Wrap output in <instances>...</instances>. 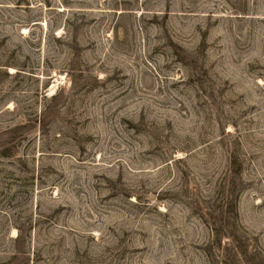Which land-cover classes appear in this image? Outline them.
I'll list each match as a JSON object with an SVG mask.
<instances>
[{
	"label": "rangeland",
	"instance_id": "obj_1",
	"mask_svg": "<svg viewBox=\"0 0 264 264\" xmlns=\"http://www.w3.org/2000/svg\"><path fill=\"white\" fill-rule=\"evenodd\" d=\"M0 264H264V0H0Z\"/></svg>",
	"mask_w": 264,
	"mask_h": 264
},
{
	"label": "bare ground",
	"instance_id": "obj_2",
	"mask_svg": "<svg viewBox=\"0 0 264 264\" xmlns=\"http://www.w3.org/2000/svg\"><path fill=\"white\" fill-rule=\"evenodd\" d=\"M55 91V90H54Z\"/></svg>",
	"mask_w": 264,
	"mask_h": 264
}]
</instances>
